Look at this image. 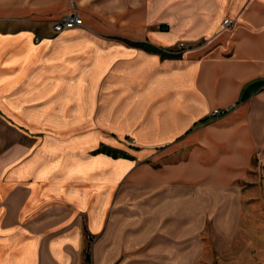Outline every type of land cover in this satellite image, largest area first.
Segmentation results:
<instances>
[{
    "label": "crops",
    "instance_id": "crops-1",
    "mask_svg": "<svg viewBox=\"0 0 264 264\" xmlns=\"http://www.w3.org/2000/svg\"><path fill=\"white\" fill-rule=\"evenodd\" d=\"M92 2L81 27L55 34L69 0H0V116L14 125L0 137V264L163 263L161 237L118 230L137 176L229 188L245 174L230 160L245 167L264 146V0H110L107 34ZM180 43V57L161 55ZM118 133L137 142L132 159L98 152Z\"/></svg>",
    "mask_w": 264,
    "mask_h": 264
},
{
    "label": "rangeland",
    "instance_id": "rangeland-1",
    "mask_svg": "<svg viewBox=\"0 0 264 264\" xmlns=\"http://www.w3.org/2000/svg\"><path fill=\"white\" fill-rule=\"evenodd\" d=\"M89 1L94 4V0ZM83 2L84 0H69V10L62 17L70 13L82 17L84 13L94 11L90 7L91 10L85 9L86 3ZM109 4L110 0H97L94 5H97L98 9L90 15L94 18L93 22L100 23V29L97 30L102 34L110 32L108 28L112 14ZM118 16L121 17V14ZM130 32L137 34L142 31ZM178 47L177 51H171L172 54L165 53L163 57H180L182 49ZM184 48H187L186 45ZM225 110L222 116H239L237 107ZM197 127L199 125L191 128L183 137L193 134ZM12 129L14 125L0 116V137L10 141L14 137L10 132ZM117 136V146L103 145L98 152L112 158L132 159L131 153L132 150H137V142L130 136L120 133ZM222 138L219 136L218 140L222 141ZM221 141L215 144L216 151L223 150ZM260 147L262 150L254 146L245 167H240L230 160L231 171L243 168L245 174L239 180H231L229 188H221L222 183L213 182L199 184L193 189L161 190L157 189V184H152L155 186L153 188L143 184L140 173L138 180H135L131 203L133 205L130 206L133 218L131 221L119 222L118 230L131 226L134 241H139L138 239L145 236L151 239L161 237L166 245L163 254L165 261L160 264H264V146ZM210 161L213 162L214 175L221 173L223 160L220 158L219 162L215 159ZM140 164L141 162L138 163ZM217 165H221V169ZM121 190L119 184L116 193L120 195ZM127 197L129 198V195ZM171 198H174V201ZM231 213H235L236 221L230 223L227 216L232 215ZM151 217H154V221H151ZM86 236L89 247H92L94 236L90 233ZM88 251L89 249L86 254L87 262L91 253Z\"/></svg>",
    "mask_w": 264,
    "mask_h": 264
},
{
    "label": "built area",
    "instance_id": "built-area-1",
    "mask_svg": "<svg viewBox=\"0 0 264 264\" xmlns=\"http://www.w3.org/2000/svg\"><path fill=\"white\" fill-rule=\"evenodd\" d=\"M232 24H233V20L230 18H224L221 21V25L224 28H229ZM82 25H83L82 19L76 13H70V14L63 16L60 20L56 21L55 23H53L52 31L55 34H59L64 30L73 29L75 27H81ZM184 46L185 45L183 43H181L178 48L183 49ZM222 114H223L222 110L214 109L210 113V116L211 117H219Z\"/></svg>",
    "mask_w": 264,
    "mask_h": 264
},
{
    "label": "trees",
    "instance_id": "trees-1",
    "mask_svg": "<svg viewBox=\"0 0 264 264\" xmlns=\"http://www.w3.org/2000/svg\"><path fill=\"white\" fill-rule=\"evenodd\" d=\"M154 51H157V52H159V51H158V50H156V49H154ZM159 53H161V51H160ZM161 55L163 56L164 54H163V53H161Z\"/></svg>",
    "mask_w": 264,
    "mask_h": 264
}]
</instances>
